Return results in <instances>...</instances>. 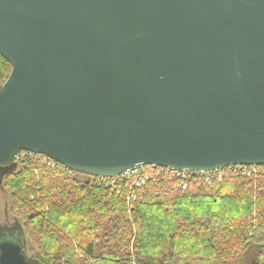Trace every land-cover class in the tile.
Returning <instances> with one entry per match:
<instances>
[{"label":"water","instance_id":"95a60500","mask_svg":"<svg viewBox=\"0 0 264 264\" xmlns=\"http://www.w3.org/2000/svg\"><path fill=\"white\" fill-rule=\"evenodd\" d=\"M0 183L22 151L114 178L264 165V0H0ZM18 223L0 264H46Z\"/></svg>","mask_w":264,"mask_h":264},{"label":"trees","instance_id":"16d2710c","mask_svg":"<svg viewBox=\"0 0 264 264\" xmlns=\"http://www.w3.org/2000/svg\"><path fill=\"white\" fill-rule=\"evenodd\" d=\"M0 71L5 82L12 65L1 54ZM258 169L209 187L176 190L155 179L130 189L59 162L51 169L32 154L0 190L11 197L8 217L23 227L27 252L46 264H245L251 245L259 247L251 264H264V165Z\"/></svg>","mask_w":264,"mask_h":264},{"label":"built area","instance_id":"2783aa9c","mask_svg":"<svg viewBox=\"0 0 264 264\" xmlns=\"http://www.w3.org/2000/svg\"><path fill=\"white\" fill-rule=\"evenodd\" d=\"M26 152V155H24V153L19 154L18 161L24 160L27 155L37 154L34 152ZM37 155L43 165L51 169L55 167L57 161L42 154ZM257 167V165H229L211 171H192L161 167L154 164H140L131 169H127L117 177L101 178L110 181L114 186H116L118 181H123L130 189L142 187L147 182L155 179H168L173 183L176 190H186L192 182H197L201 186L209 187L214 185L218 180H222L232 174H241L244 177L250 176L256 173ZM69 170L73 172V170ZM136 198L137 195L134 192L129 196V200L131 201L136 200Z\"/></svg>","mask_w":264,"mask_h":264},{"label":"rangeland","instance_id":"374dc122","mask_svg":"<svg viewBox=\"0 0 264 264\" xmlns=\"http://www.w3.org/2000/svg\"><path fill=\"white\" fill-rule=\"evenodd\" d=\"M2 83L4 82H3L2 73L0 71V84ZM258 172H259V169L257 167L256 173H253L252 175L256 176ZM11 203H12V200H11L10 195L5 191L0 190V227L2 226L10 227V223H12L9 220L8 212H7V204H9L10 206ZM251 234L252 233H250L249 236ZM258 251H259V247L257 245H251L244 255L245 264H251L253 260L256 259Z\"/></svg>","mask_w":264,"mask_h":264}]
</instances>
